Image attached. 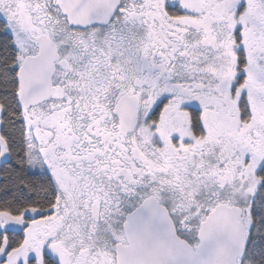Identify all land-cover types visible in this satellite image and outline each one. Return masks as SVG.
<instances>
[{
    "label": "snow or ice",
    "instance_id": "6c2138e0",
    "mask_svg": "<svg viewBox=\"0 0 264 264\" xmlns=\"http://www.w3.org/2000/svg\"><path fill=\"white\" fill-rule=\"evenodd\" d=\"M0 264H264V0H0Z\"/></svg>",
    "mask_w": 264,
    "mask_h": 264
}]
</instances>
